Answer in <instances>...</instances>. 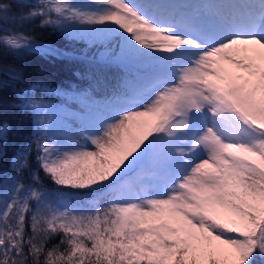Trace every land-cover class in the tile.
Returning a JSON list of instances; mask_svg holds the SVG:
<instances>
[{
    "label": "snow or ice",
    "instance_id": "snow-or-ice-1",
    "mask_svg": "<svg viewBox=\"0 0 264 264\" xmlns=\"http://www.w3.org/2000/svg\"><path fill=\"white\" fill-rule=\"evenodd\" d=\"M28 25L124 74L98 96L102 73L37 88L0 63V112L31 125L0 172V264H264V0H0V58L63 55Z\"/></svg>",
    "mask_w": 264,
    "mask_h": 264
},
{
    "label": "trees",
    "instance_id": "trees-1",
    "mask_svg": "<svg viewBox=\"0 0 264 264\" xmlns=\"http://www.w3.org/2000/svg\"><path fill=\"white\" fill-rule=\"evenodd\" d=\"M24 31L29 35H34L38 44L43 48H54L59 50L63 55L60 58L55 56H47L43 54L41 48H37L35 51L28 53L19 58H15L11 55L0 58L2 64H16L24 69L26 82L30 81L34 83L37 88H75L76 85L85 84L88 85L89 81L93 78V72L97 75H101L104 81V86L98 87L96 93L98 96L108 95L112 92L114 86L120 81L124 70L115 66L100 69L96 64V56L92 59L86 60L87 62H80L79 59H85L79 57L80 54L71 53L65 51V47L58 41L60 39L58 32L52 28L34 27L28 25ZM64 47V48H63ZM78 55V56H77ZM92 56V55H91ZM91 61V62H90ZM21 85H17L20 87ZM8 96L12 95V90L9 89L6 93ZM43 93L38 91L37 96ZM46 99L52 100L53 103L61 105L64 103L62 97L46 96ZM19 112L17 110H3L0 112V116L6 119L11 125V132L8 135L7 142V156L2 162L0 172L8 171V175L13 173L8 170V161L13 156L16 148L19 144L25 141L27 135L31 129L30 123H26L23 129L19 126ZM43 175V173H41ZM4 177L0 176V180ZM45 183L49 188L54 187L51 181L46 180Z\"/></svg>",
    "mask_w": 264,
    "mask_h": 264
},
{
    "label": "rangeland",
    "instance_id": "rangeland-1",
    "mask_svg": "<svg viewBox=\"0 0 264 264\" xmlns=\"http://www.w3.org/2000/svg\"><path fill=\"white\" fill-rule=\"evenodd\" d=\"M58 35L60 37L58 42L65 47V48L63 47L64 49H66L65 51L75 54H80L79 56L80 58L81 57L85 58V59H79L80 62L83 61L87 62L86 60L92 59L94 56H96L97 58L99 53L103 50L99 46L91 44L86 38L85 39L74 38V37L66 36L60 32H58ZM85 87H87L85 84H80V85H76L75 88L73 89H83ZM64 103L72 106L73 110H77V107L73 105L71 101L64 100Z\"/></svg>",
    "mask_w": 264,
    "mask_h": 264
}]
</instances>
